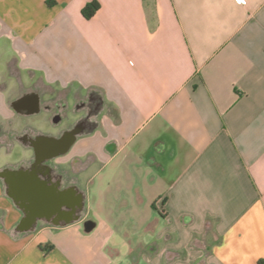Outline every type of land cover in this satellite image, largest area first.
I'll return each instance as SVG.
<instances>
[{"label":"crops","instance_id":"1","mask_svg":"<svg viewBox=\"0 0 264 264\" xmlns=\"http://www.w3.org/2000/svg\"><path fill=\"white\" fill-rule=\"evenodd\" d=\"M89 1L0 0V121L16 79L102 102L52 160L7 165L65 192L0 175V264H264V0Z\"/></svg>","mask_w":264,"mask_h":264},{"label":"flooded vegetation","instance_id":"2","mask_svg":"<svg viewBox=\"0 0 264 264\" xmlns=\"http://www.w3.org/2000/svg\"><path fill=\"white\" fill-rule=\"evenodd\" d=\"M8 86L7 82H0V89ZM12 89L14 93L9 103L13 106V116L0 121V163L4 164L0 168V175L5 179L2 187L19 195H33L42 187L51 193L61 194L67 190V186L62 184L61 174L55 173L51 185L45 187L35 181L33 167L31 171L23 172L7 165L15 159L26 157L27 154L19 149L24 144L30 145L32 166L38 159L45 162L52 160V146L66 145L75 140L80 132L93 130L98 124L101 99L94 90L82 92L77 89L70 92L69 88H56L43 81L38 83L36 78L28 82L16 79ZM37 115L45 118L50 130L58 132L57 137L37 131ZM2 154L8 158L4 160ZM43 168L47 167L44 165Z\"/></svg>","mask_w":264,"mask_h":264},{"label":"trees","instance_id":"3","mask_svg":"<svg viewBox=\"0 0 264 264\" xmlns=\"http://www.w3.org/2000/svg\"><path fill=\"white\" fill-rule=\"evenodd\" d=\"M99 7L100 3L97 0H91L82 7L81 13L84 18L89 19L95 14Z\"/></svg>","mask_w":264,"mask_h":264},{"label":"rangeland","instance_id":"4","mask_svg":"<svg viewBox=\"0 0 264 264\" xmlns=\"http://www.w3.org/2000/svg\"><path fill=\"white\" fill-rule=\"evenodd\" d=\"M3 155V159L6 160L8 157L5 156V154H2Z\"/></svg>","mask_w":264,"mask_h":264},{"label":"water","instance_id":"5","mask_svg":"<svg viewBox=\"0 0 264 264\" xmlns=\"http://www.w3.org/2000/svg\"><path fill=\"white\" fill-rule=\"evenodd\" d=\"M71 143V142H70Z\"/></svg>","mask_w":264,"mask_h":264}]
</instances>
